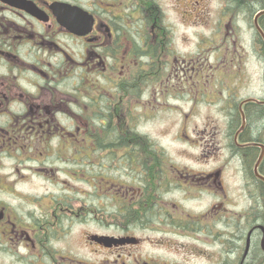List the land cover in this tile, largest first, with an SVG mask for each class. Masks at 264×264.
<instances>
[{"label":"flooded vegetation","instance_id":"af4514ba","mask_svg":"<svg viewBox=\"0 0 264 264\" xmlns=\"http://www.w3.org/2000/svg\"><path fill=\"white\" fill-rule=\"evenodd\" d=\"M231 4L256 9L264 53V0ZM168 17L160 0H0V264H264V141L247 129L264 98L232 91L217 105L243 112L232 135L243 159L259 151L244 170L255 187L240 189L242 216L225 206L221 167L195 169L194 156L181 169L140 129L169 107L172 75L152 67L172 53L159 44ZM201 64L192 87L217 101L215 69ZM218 69L229 88L238 73ZM203 126L195 137L208 153L215 132Z\"/></svg>","mask_w":264,"mask_h":264},{"label":"rangeland","instance_id":"374dc122","mask_svg":"<svg viewBox=\"0 0 264 264\" xmlns=\"http://www.w3.org/2000/svg\"><path fill=\"white\" fill-rule=\"evenodd\" d=\"M160 1L167 9L169 28L166 31L168 35L162 33L159 44L164 42L172 53L161 63L155 61L152 67L153 71H163L172 75L166 87L168 91L165 97L169 107L155 111L153 122L140 129L153 132L154 139L158 138L160 144L164 146L170 162L178 164L181 169L192 166L194 156H200L201 159L197 160L195 169L221 167L223 185L231 195L225 206L237 213L236 217L242 216L249 203L245 198L239 197L240 189L255 187L248 175H246L248 184L245 185L244 170L247 171L246 166L249 162L253 166L259 151L256 149L255 156L249 162L243 159L242 154L232 145V135L240 125V113L221 110L217 105L222 103L227 92L232 91L238 99L264 98V53L259 48V39L250 25L256 9H242L241 5L237 8L232 6L231 0ZM218 31L221 34L219 37L216 34ZM238 53L243 57L230 60L232 55L236 57ZM173 56L177 57L176 63ZM198 58L201 59L203 72L206 74L211 73L210 69H215L213 75L208 78L212 84H218L220 94L217 101L212 98L209 102V96L195 91L197 86L195 89L192 87L195 79L193 73L196 71L193 62ZM217 64L220 65L216 66ZM226 65L229 68L227 71L237 72L239 78L235 79L234 76L226 80L230 85L227 89L224 87L225 80L217 78L220 72L218 67L223 68ZM176 72L180 79L178 82L181 83L179 82V90L173 91L171 85L176 83L173 76ZM155 89L158 95L154 103L157 106L164 101V97L160 96V88L155 86ZM251 113L252 111H249L247 116L248 137L264 141V113L259 117L257 115L253 117ZM184 115L186 125L180 128L179 122L184 119ZM205 122L214 127V141L217 147L214 146L208 153L204 151L205 144L202 140L195 137L201 129L204 130ZM194 124L197 125L196 130ZM184 135L190 136V141L185 140ZM78 186L80 187V184ZM74 227L76 231L77 226ZM219 248L222 246L219 245L218 250Z\"/></svg>","mask_w":264,"mask_h":264},{"label":"trees","instance_id":"16d2710c","mask_svg":"<svg viewBox=\"0 0 264 264\" xmlns=\"http://www.w3.org/2000/svg\"><path fill=\"white\" fill-rule=\"evenodd\" d=\"M251 111H252L251 114H253V117H256V115H258L256 112H258L259 115H260V114H263V113H264V108H262V109H258V108L256 107V108L250 110V112H251ZM248 114H249V111H248Z\"/></svg>","mask_w":264,"mask_h":264},{"label":"water","instance_id":"95a60500","mask_svg":"<svg viewBox=\"0 0 264 264\" xmlns=\"http://www.w3.org/2000/svg\"><path fill=\"white\" fill-rule=\"evenodd\" d=\"M263 13H264V10H262V11L259 12V14H263ZM262 155H263V151L261 152V154H260V156H259V158H258L257 163L260 161ZM262 179H264V178H262Z\"/></svg>","mask_w":264,"mask_h":264},{"label":"bare ground","instance_id":"6f19581e","mask_svg":"<svg viewBox=\"0 0 264 264\" xmlns=\"http://www.w3.org/2000/svg\"><path fill=\"white\" fill-rule=\"evenodd\" d=\"M136 94V93H135Z\"/></svg>","mask_w":264,"mask_h":264}]
</instances>
